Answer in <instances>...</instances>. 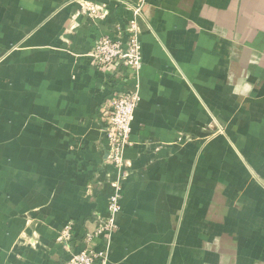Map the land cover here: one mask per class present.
Masks as SVG:
<instances>
[{
	"label": "crops",
	"instance_id": "obj_1",
	"mask_svg": "<svg viewBox=\"0 0 264 264\" xmlns=\"http://www.w3.org/2000/svg\"><path fill=\"white\" fill-rule=\"evenodd\" d=\"M122 1L0 0V264H66L109 215L117 88L89 54L128 26ZM143 1L108 264H264V0Z\"/></svg>",
	"mask_w": 264,
	"mask_h": 264
},
{
	"label": "built area",
	"instance_id": "obj_2",
	"mask_svg": "<svg viewBox=\"0 0 264 264\" xmlns=\"http://www.w3.org/2000/svg\"><path fill=\"white\" fill-rule=\"evenodd\" d=\"M132 12V18L125 29L117 27L114 35L104 36L95 41L89 57L97 69L105 71L111 77L117 90L101 109L103 133L107 141V160L117 171V179L112 184L114 192L109 201V215L97 217L96 228L83 239V247L72 254L66 264H108L109 247L113 234L117 230L116 217L121 210V179L126 175L128 162L125 159L135 111L140 103L139 78L143 67L141 31L139 23L143 18L144 1H122ZM84 3V2H83ZM87 4L86 12L93 18L104 21L108 17L106 5ZM134 80L133 88H127L128 76ZM123 87V88H122ZM103 237V249H96L95 241ZM72 238V227L61 231L59 243L65 245Z\"/></svg>",
	"mask_w": 264,
	"mask_h": 264
}]
</instances>
